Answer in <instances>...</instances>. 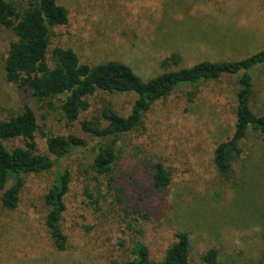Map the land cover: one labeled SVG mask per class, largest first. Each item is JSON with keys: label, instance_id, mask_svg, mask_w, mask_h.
Returning a JSON list of instances; mask_svg holds the SVG:
<instances>
[{"label": "rangeland", "instance_id": "rangeland-1", "mask_svg": "<svg viewBox=\"0 0 264 264\" xmlns=\"http://www.w3.org/2000/svg\"><path fill=\"white\" fill-rule=\"evenodd\" d=\"M9 1L19 9L27 4ZM56 2L66 8L67 22L51 29L49 66L54 48L68 47L80 62L118 60L146 80L202 60L239 59L264 47V0ZM14 38L0 25V120L31 106L38 123L35 151L47 153L46 135L66 136L78 124L47 117L45 105L5 80L4 61ZM173 53L178 64L164 65ZM252 72V108L264 115V64ZM235 91L236 79L220 77L181 85L156 100L135 129L102 138L116 154L106 174L90 167L92 141L49 170L23 174L16 207H4L0 191V264H128L136 242L159 260L178 231L188 233L190 264H202L210 247L218 250L219 264H264V135L248 132L227 174L213 161L216 145L234 130ZM136 97L134 91L98 90L86 98L80 117L99 119L104 107L127 115ZM24 143L19 137L5 142L7 147ZM157 161L169 172L168 186L151 195L133 192L134 179L151 176ZM64 170L70 184L60 221L67 243L60 250L46 225L45 194Z\"/></svg>", "mask_w": 264, "mask_h": 264}, {"label": "trees", "instance_id": "trees-1", "mask_svg": "<svg viewBox=\"0 0 264 264\" xmlns=\"http://www.w3.org/2000/svg\"><path fill=\"white\" fill-rule=\"evenodd\" d=\"M66 22L67 10L56 0H27L26 6L20 9L13 1L0 0V25L13 31L15 36L9 42L4 61L5 80L45 105L47 117L59 115L69 126L78 124V130L66 136L46 135L47 153H39L35 151L33 139L38 129L37 115L31 106L24 105L21 112L0 120V191L4 207L14 208L18 204L23 174L49 170L59 159L85 150L89 141L93 142L91 169L99 174L109 172L116 154L102 138H116L135 129L156 100L181 85L194 86L220 77L236 79L234 130L216 145L213 153V161L221 174L230 171L249 131L264 135V115L257 114L252 108V71L264 64V47L239 59L202 60L143 80L130 66L118 60L94 65L80 62L77 54L68 47H55L52 54L54 64L49 66L46 55L51 29ZM178 61L179 56L173 53L163 60V64L173 66ZM98 90L110 93L134 91L137 97L127 115L104 107L99 112V119H82L80 115L88 106L86 98ZM190 94L194 96L193 91ZM56 98L61 99L58 105L54 103ZM100 119L105 123L102 124ZM18 137L25 140L24 145L7 147L6 141ZM9 181L10 185L5 188ZM136 181L135 178L131 183L133 192L151 195L168 186L170 175L157 161L152 164L151 176L140 179L139 184ZM69 184V172L61 171L45 194L48 206L46 225L60 250L65 249L67 243L60 221L66 208ZM174 236L175 240L159 260L150 258L144 243H134L128 264H190L188 233L178 231ZM201 259L202 264H219L218 250L208 248Z\"/></svg>", "mask_w": 264, "mask_h": 264}]
</instances>
